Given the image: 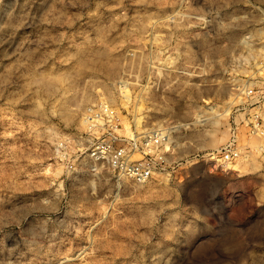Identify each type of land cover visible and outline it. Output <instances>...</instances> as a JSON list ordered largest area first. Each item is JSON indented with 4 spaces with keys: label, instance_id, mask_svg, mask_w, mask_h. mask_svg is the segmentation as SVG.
<instances>
[{
    "label": "rangeland",
    "instance_id": "rangeland-1",
    "mask_svg": "<svg viewBox=\"0 0 264 264\" xmlns=\"http://www.w3.org/2000/svg\"><path fill=\"white\" fill-rule=\"evenodd\" d=\"M263 50L264 0H0V264H264ZM99 103L167 132L164 172L88 160Z\"/></svg>",
    "mask_w": 264,
    "mask_h": 264
},
{
    "label": "built area",
    "instance_id": "built-area-1",
    "mask_svg": "<svg viewBox=\"0 0 264 264\" xmlns=\"http://www.w3.org/2000/svg\"><path fill=\"white\" fill-rule=\"evenodd\" d=\"M264 61V50L262 54ZM249 100L259 102V95L249 88L245 92ZM258 105L248 112V131L253 135L264 133V111ZM86 129L76 137L79 148L91 163L100 165L119 178L135 183H146L161 174L169 166L171 155L169 136L164 129H147L138 132L131 127L132 135L118 133L117 112L105 103L88 106L82 114ZM237 149L229 147L221 155L227 162L239 157Z\"/></svg>",
    "mask_w": 264,
    "mask_h": 264
},
{
    "label": "bare ground",
    "instance_id": "bare-ground-1",
    "mask_svg": "<svg viewBox=\"0 0 264 264\" xmlns=\"http://www.w3.org/2000/svg\"><path fill=\"white\" fill-rule=\"evenodd\" d=\"M127 97V96H126ZM232 104V103H231ZM225 112V114H228V110H226V111H224ZM121 122H122V124H123V129H124V131L127 133V135L128 136H131L132 135V131H131V129H130V122L126 119V118H122L121 119ZM139 119H136L135 118V124L137 123V125L139 124ZM121 130V129H120ZM169 136V135H168ZM241 158V157H240ZM241 160V159H240ZM239 159H238V161H240ZM208 161H213V158H209L208 159ZM227 165L229 166L230 165V163H227ZM232 167V166H231ZM228 170V168H223L221 171L222 172H224L223 174L222 173H218L217 174V179H224V178H226V174H225V171H227ZM232 170H234V168L232 169ZM27 208V207H26ZM50 208V207H49ZM22 209V208H21ZM27 209H29V208H27ZM33 209V208H32ZM38 210V209H37ZM25 211V210H24ZM43 211V210H42ZM28 213V212H27ZM30 214H31V211H30ZM29 214V215H30ZM24 215H25V213H24ZM29 215H27V216H29ZM24 218H26V216L24 217ZM19 220H21V219H19ZM38 220V219H37ZM40 220V219H39ZM41 221V220H40ZM39 221V222H40ZM18 222V221H17ZM34 222H36V219H35V221ZM38 222V221H37ZM40 223H42V222H40ZM46 223V222H45ZM21 224V223H20ZM37 225V224H36ZM40 225V224H39ZM1 228V227H0ZM41 228V227H40ZM44 228V227H43ZM38 229H39V227H38ZM32 231V230H31ZM36 232V231H35ZM38 233H36V235H37ZM39 234H40V232H39ZM61 252H62V250H60ZM46 252H49V251H46ZM53 252V251H52ZM61 252H59V253H61ZM29 259V258H28ZM48 259V258H47ZM60 259V258H59ZM58 258L56 259V260H54V261H51L50 259L48 260V261H46V263H49V264H51L52 262L54 263H56V262H58V260H59Z\"/></svg>",
    "mask_w": 264,
    "mask_h": 264
}]
</instances>
